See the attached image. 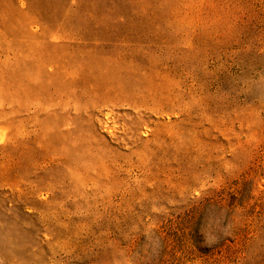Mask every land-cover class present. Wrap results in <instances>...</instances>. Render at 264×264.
<instances>
[{
	"label": "rangeland",
	"instance_id": "obj_1",
	"mask_svg": "<svg viewBox=\"0 0 264 264\" xmlns=\"http://www.w3.org/2000/svg\"><path fill=\"white\" fill-rule=\"evenodd\" d=\"M0 264H264V0H0Z\"/></svg>",
	"mask_w": 264,
	"mask_h": 264
}]
</instances>
